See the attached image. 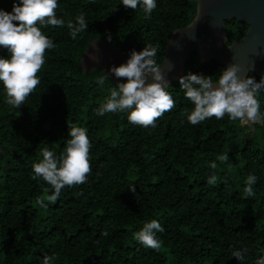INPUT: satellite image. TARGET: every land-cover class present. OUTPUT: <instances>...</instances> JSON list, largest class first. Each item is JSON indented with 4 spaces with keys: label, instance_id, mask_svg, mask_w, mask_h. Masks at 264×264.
Masks as SVG:
<instances>
[{
    "label": "trees",
    "instance_id": "obj_1",
    "mask_svg": "<svg viewBox=\"0 0 264 264\" xmlns=\"http://www.w3.org/2000/svg\"><path fill=\"white\" fill-rule=\"evenodd\" d=\"M197 1L155 0L149 17L122 0H57L58 19L75 22L83 13L88 28L75 39L66 25L41 29L56 47L46 50L40 84L20 108L6 103L0 82V264H42L45 255L51 264H256L264 258V125L245 127L227 115L191 125L182 113L193 105L179 78L166 89L175 107L154 129L129 123L127 110L99 116L95 109L118 82L101 67L80 65L90 41L109 34L128 54L157 47L160 65L173 31L197 14ZM12 5L0 0V10L11 12ZM247 29L226 20V45ZM0 58L10 59L9 51L0 47ZM224 68L193 52L181 76L216 80ZM104 73L108 79L100 85ZM257 99L264 112V91ZM68 125L87 131L91 172L86 183L66 186L55 203L45 199L48 206L41 208L36 201L51 194L44 191L50 186L34 177L32 165L44 149L59 157L70 138ZM223 154L226 162L218 159ZM213 171L217 183L210 185ZM252 174L258 177L255 195L245 197ZM152 220L164 229L156 233L159 250L134 239ZM244 249L243 261L232 256Z\"/></svg>",
    "mask_w": 264,
    "mask_h": 264
},
{
    "label": "clouds",
    "instance_id": "obj_2",
    "mask_svg": "<svg viewBox=\"0 0 264 264\" xmlns=\"http://www.w3.org/2000/svg\"><path fill=\"white\" fill-rule=\"evenodd\" d=\"M122 4L132 10L140 6L149 17L156 8L155 0H122ZM57 7V0H13L11 12L0 10V47L10 53V59L0 58V82L6 91L8 105L20 108L40 84L37 74L45 63V52L56 47L42 33V28L66 25L73 39L88 28L83 13L75 17V22L71 19L65 21L57 18ZM108 40L111 41L110 34ZM157 51L158 48L150 44L139 52L132 50L126 63L118 67L112 66L108 70L116 78H124L126 82L118 83L110 89V95L95 109L96 115L127 110L129 123L144 128L157 127L156 120L175 107L172 96L166 91L170 85L161 72L162 66L156 61ZM238 72L239 66L233 63L224 68L216 80H213L212 75L191 72L179 77L180 89L193 105L191 111L185 110L182 113L191 125H198L212 117L221 120L225 115L245 127L258 123L264 125V112H261L257 99L264 91V76L257 82L250 76L241 77ZM105 79L108 77L104 73L97 82L103 85ZM67 136L70 138L59 157L44 149L42 160L32 165L34 177L42 179L50 186L44 191L51 194L36 201L41 208L48 206L45 199L55 203L66 186L86 183L91 172V145L86 129L68 125ZM218 159L226 162L229 157L223 154ZM210 167L215 170L217 165L213 162ZM257 180L258 177L254 174L247 177L245 197L255 195L253 185ZM207 183H217L214 171L208 177ZM129 190L135 192V186L129 187ZM162 231V225L157 220H152L144 223L134 234V239L144 247L159 250L161 242L156 233ZM102 235L106 236L107 233ZM246 252L247 249L243 252L234 251L232 256L243 261ZM52 259L45 255L42 264H51ZM256 264H264V258L257 260Z\"/></svg>",
    "mask_w": 264,
    "mask_h": 264
},
{
    "label": "water",
    "instance_id": "obj_3",
    "mask_svg": "<svg viewBox=\"0 0 264 264\" xmlns=\"http://www.w3.org/2000/svg\"><path fill=\"white\" fill-rule=\"evenodd\" d=\"M232 19L247 24L248 29L241 38L226 45V20ZM193 52L202 61L219 60L225 68L238 65L241 77H249L251 72L264 76V0H198L192 21L175 29L167 41L160 65L169 84L181 77ZM129 55L107 38H95L84 51L80 65L86 71L101 67L123 83L124 78L118 79L108 70L126 63Z\"/></svg>",
    "mask_w": 264,
    "mask_h": 264
}]
</instances>
